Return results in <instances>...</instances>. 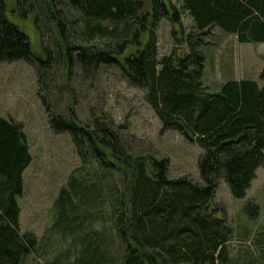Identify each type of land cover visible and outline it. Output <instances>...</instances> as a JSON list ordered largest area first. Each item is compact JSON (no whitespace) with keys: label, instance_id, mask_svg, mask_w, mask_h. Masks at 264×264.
Segmentation results:
<instances>
[{"label":"trees","instance_id":"1","mask_svg":"<svg viewBox=\"0 0 264 264\" xmlns=\"http://www.w3.org/2000/svg\"><path fill=\"white\" fill-rule=\"evenodd\" d=\"M149 1L143 10L142 0H15L21 19L31 16L36 26L53 32L55 50L43 46L44 58L7 18L0 0V62L24 59L34 65L51 128L69 132L81 166H95L92 173L71 172L54 200L50 228L61 240L69 237L75 254L68 264H231V227L225 207L213 205V198L220 179L234 198H243L264 166V71L261 85L229 78L209 91L202 81L201 47L214 26L235 34L239 43L264 42V0H181L179 7ZM183 13L192 20L182 39L186 50L159 54L158 22L180 24ZM52 58L69 89L74 62L84 70L119 67L130 85L145 91L163 129L202 148L199 181L169 177L167 157L131 153L111 123L79 121L73 95L65 111L53 110L51 93L41 89L50 85L46 66ZM30 162L21 124L0 116V264H21L38 247L35 234L19 227L17 197ZM244 211L253 218L258 207L247 201ZM101 221L106 227L96 229ZM254 244L258 262H264V231ZM252 258L246 264H254Z\"/></svg>","mask_w":264,"mask_h":264},{"label":"rangeland","instance_id":"2","mask_svg":"<svg viewBox=\"0 0 264 264\" xmlns=\"http://www.w3.org/2000/svg\"><path fill=\"white\" fill-rule=\"evenodd\" d=\"M5 2L7 18L23 29L37 55L47 56L43 46L55 50L53 32L42 30L41 25L36 26L31 16L21 19L17 15L15 0ZM142 2L143 10L150 8L149 0ZM166 2L177 7L181 5V0ZM181 16L180 24L168 18H161L158 22L155 32L159 54H168L174 49L186 50L182 39L192 30V20L187 13ZM229 34L214 26L204 37L202 81L209 91L218 90L220 84L229 78L253 79L262 84L264 43L239 44ZM101 43L96 41V45ZM53 58L46 66L50 85L41 86L45 95L51 93L48 100L55 102L53 110L65 111L69 96L73 95L79 121L90 124L94 120L107 121L114 126L131 153L152 155L158 159L167 157L169 177L187 176L199 181L198 157L202 148L176 130L163 129L159 117L146 101L145 91L130 85L119 67L99 64L84 70L74 62L71 64L69 89L65 86L60 63ZM0 116L21 124L31 155V162L22 174V195L17 197L19 227L21 232L34 233L39 242L36 251L26 256L21 264H50L54 260L57 264H68L75 253L69 237L61 240L50 228L54 219L53 203L71 172L80 169L79 172L92 173L95 166H81L69 132H55L51 128L38 94L36 69L24 59L0 62ZM115 173L111 172L113 178ZM247 201L258 207V214L253 218L244 211ZM213 205L225 207V219L231 227L227 243L231 264H246L252 256L254 264H264L258 262L260 259L254 244L256 233L264 227V166L256 169L245 196L240 199L234 198L225 180L220 179ZM105 225L102 221L94 223L96 229Z\"/></svg>","mask_w":264,"mask_h":264},{"label":"crops","instance_id":"3","mask_svg":"<svg viewBox=\"0 0 264 264\" xmlns=\"http://www.w3.org/2000/svg\"><path fill=\"white\" fill-rule=\"evenodd\" d=\"M227 34V33H226ZM229 35H233L234 37H235V39H236V36H235V34H229ZM225 39V38H224ZM264 42H256V43H253V44H257V45H261V44H263ZM239 44H242V43H239ZM262 50H264V47H263V49ZM260 54H262L261 52H260ZM264 231V227H263V230H261V231H258L256 234V236L254 237V239L257 237V241H258V239H259V235H260V233L261 232H263ZM256 246V245H255Z\"/></svg>","mask_w":264,"mask_h":264}]
</instances>
